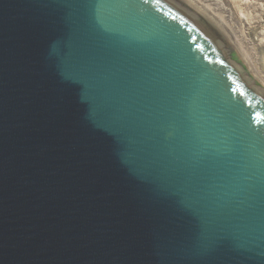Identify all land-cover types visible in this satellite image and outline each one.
<instances>
[{
  "label": "water",
  "instance_id": "1",
  "mask_svg": "<svg viewBox=\"0 0 264 264\" xmlns=\"http://www.w3.org/2000/svg\"><path fill=\"white\" fill-rule=\"evenodd\" d=\"M0 264H264V87L184 0H0Z\"/></svg>",
  "mask_w": 264,
  "mask_h": 264
},
{
  "label": "rangeland",
  "instance_id": "2",
  "mask_svg": "<svg viewBox=\"0 0 264 264\" xmlns=\"http://www.w3.org/2000/svg\"><path fill=\"white\" fill-rule=\"evenodd\" d=\"M203 3L223 15L230 32L238 37L242 53L235 50L239 58H243L247 70L264 83V0H204Z\"/></svg>",
  "mask_w": 264,
  "mask_h": 264
},
{
  "label": "bare ground",
  "instance_id": "3",
  "mask_svg": "<svg viewBox=\"0 0 264 264\" xmlns=\"http://www.w3.org/2000/svg\"><path fill=\"white\" fill-rule=\"evenodd\" d=\"M188 4H190L194 9H196L199 13H201L207 20L212 22L218 29L219 31L225 36V38L231 43V45L236 48L237 50L239 49V53H242L241 47L237 44L238 37L235 36L236 34L231 30L228 29L229 27L227 26V21L223 17V15L219 14V12L212 10V8H208L203 1L204 0H184ZM228 20V19H227ZM234 33V34H233ZM241 35V34H240ZM228 38H227V37ZM240 39V38H239ZM239 41V40H238ZM240 47H238L237 45ZM244 51V50H243ZM243 57V56H242ZM241 58V57H240ZM243 58H241L242 60ZM246 60V59H245ZM242 62L245 64V62L242 60ZM250 63V62H249ZM248 63V64H249ZM246 65V64H245ZM254 67V66H253ZM257 71V70H256ZM254 72V71H253ZM257 73V72H255ZM254 74V73H252ZM251 74V75H252ZM252 77L261 85L264 87V83L262 82V79L258 75H252Z\"/></svg>",
  "mask_w": 264,
  "mask_h": 264
},
{
  "label": "snow or ice",
  "instance_id": "4",
  "mask_svg": "<svg viewBox=\"0 0 264 264\" xmlns=\"http://www.w3.org/2000/svg\"><path fill=\"white\" fill-rule=\"evenodd\" d=\"M145 2H147V0H145Z\"/></svg>",
  "mask_w": 264,
  "mask_h": 264
}]
</instances>
